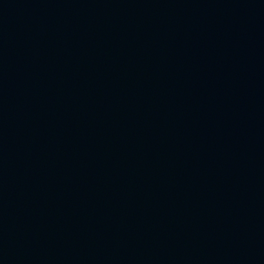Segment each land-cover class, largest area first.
<instances>
[{
  "label": "water",
  "instance_id": "water-1",
  "mask_svg": "<svg viewBox=\"0 0 264 264\" xmlns=\"http://www.w3.org/2000/svg\"><path fill=\"white\" fill-rule=\"evenodd\" d=\"M0 264H264V0H0Z\"/></svg>",
  "mask_w": 264,
  "mask_h": 264
}]
</instances>
